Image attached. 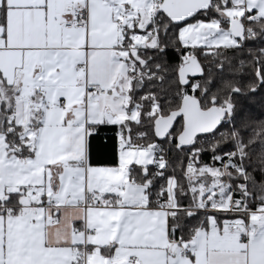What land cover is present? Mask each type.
I'll use <instances>...</instances> for the list:
<instances>
[{
  "label": "snow or ice",
  "instance_id": "1",
  "mask_svg": "<svg viewBox=\"0 0 264 264\" xmlns=\"http://www.w3.org/2000/svg\"><path fill=\"white\" fill-rule=\"evenodd\" d=\"M0 264H264V0H0Z\"/></svg>",
  "mask_w": 264,
  "mask_h": 264
}]
</instances>
